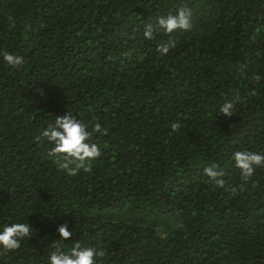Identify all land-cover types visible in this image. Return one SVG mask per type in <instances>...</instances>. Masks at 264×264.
I'll use <instances>...</instances> for the list:
<instances>
[{
	"label": "trees",
	"instance_id": "16d2710c",
	"mask_svg": "<svg viewBox=\"0 0 264 264\" xmlns=\"http://www.w3.org/2000/svg\"><path fill=\"white\" fill-rule=\"evenodd\" d=\"M181 7L192 29L162 56L170 37L146 25ZM4 51L24 64L0 55V230L32 237L0 264H49L76 242L104 251L96 264H264V168L244 182L232 160L264 154V0H0ZM68 113L108 131L91 173L68 175L34 139Z\"/></svg>",
	"mask_w": 264,
	"mask_h": 264
},
{
	"label": "clouds",
	"instance_id": "9594fccd",
	"mask_svg": "<svg viewBox=\"0 0 264 264\" xmlns=\"http://www.w3.org/2000/svg\"><path fill=\"white\" fill-rule=\"evenodd\" d=\"M12 26H15V21L9 17ZM192 29L191 10L184 7L179 8L175 15L160 16L156 24L149 23L146 25L144 38L154 40L156 33L163 31L170 38L167 42H161L157 45L156 51L162 56L167 55L170 50L176 47V39L172 37L174 32H187ZM3 60L8 66L19 68L24 64L22 56L14 55L8 51L2 54ZM257 83L261 80L259 75L252 77ZM250 96L256 95L253 90L249 93ZM239 92L236 93L234 100L225 102L219 109L224 116H233L235 104L239 102ZM172 133L180 130L181 124L173 122L170 125ZM99 133L102 136L108 135V131L102 128L99 122H96L91 131L88 130V125L82 121H78L71 113L62 117L55 118L54 123L37 135L34 139L39 143L47 141L52 145L47 155L53 158V162L59 169L64 170L70 176L79 174L80 171L91 173L93 163L102 156L99 146L96 143L90 142L94 134ZM232 160L234 166L239 170L241 180L247 182L254 175L257 168H264V154L251 152L248 150L236 151L233 153ZM204 175L209 178L208 182L216 187H225L226 181L223 177L226 172L218 164H210L204 168ZM253 187L256 184L253 183ZM243 189V185H240ZM235 193L236 188H231ZM60 241L70 240L73 233L69 231L68 226L62 225L58 228ZM32 237V230L29 224L12 223L5 224L0 230V255H7L10 252L16 251L21 247V241L24 238ZM55 251L49 254V264H96V257H103L104 251H97L91 246H82L80 242H76L65 250V245L60 243L53 244Z\"/></svg>",
	"mask_w": 264,
	"mask_h": 264
}]
</instances>
